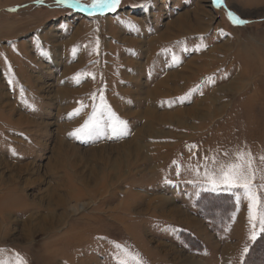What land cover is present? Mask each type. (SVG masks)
<instances>
[{"label": "rangeland", "instance_id": "rangeland-1", "mask_svg": "<svg viewBox=\"0 0 264 264\" xmlns=\"http://www.w3.org/2000/svg\"><path fill=\"white\" fill-rule=\"evenodd\" d=\"M181 19L193 31L177 30ZM191 59L185 75L204 60L216 64L174 82L177 91L149 93ZM243 71L249 90L239 84ZM94 109L103 127L69 135ZM24 113L29 121L16 122ZM116 118L128 122L127 134H113ZM138 129L143 150L114 169ZM240 151L255 157L264 212V0H120L93 15L57 0H0V212L9 213L0 215V264H136L134 254L143 264L225 263L264 236L258 220L249 223L244 190L214 188L205 175ZM58 154L69 155L56 165ZM54 193L76 210L57 232L27 238L29 214L49 205L63 212ZM247 264H264V238Z\"/></svg>", "mask_w": 264, "mask_h": 264}, {"label": "snow or ice", "instance_id": "snow-or-ice-1", "mask_svg": "<svg viewBox=\"0 0 264 264\" xmlns=\"http://www.w3.org/2000/svg\"><path fill=\"white\" fill-rule=\"evenodd\" d=\"M58 3L68 5L73 8L80 9L89 15L96 13L105 14L108 11H115L120 4V0H91V3H82V0H57ZM234 23L243 24L246 21L240 19L234 13H230ZM98 49V45H97ZM75 114H79V110H74ZM104 124V112L102 109H94L88 120L75 129L69 135L77 136V138H84L90 136L93 132L99 130ZM128 122L122 119H113L111 124V130L113 134H127ZM264 160V157L260 158ZM255 157L250 151H240L236 153V158L233 161L220 165L219 171L213 169L211 172H206L207 182L214 188H242L251 201L249 205L250 218L253 221L259 222L260 229L264 232V212L259 211L258 196L255 192L256 185L254 183L256 179ZM253 207L257 208V212L253 213ZM255 228V223L253 224ZM120 247V245H117ZM19 257V254H17ZM133 258L136 264H143L142 259L139 258V254H134ZM17 264H27L22 258H18ZM121 264H127L126 261H121Z\"/></svg>", "mask_w": 264, "mask_h": 264}, {"label": "bare ground", "instance_id": "bare-ground-1", "mask_svg": "<svg viewBox=\"0 0 264 264\" xmlns=\"http://www.w3.org/2000/svg\"><path fill=\"white\" fill-rule=\"evenodd\" d=\"M185 15V14H184ZM189 16V15H188ZM202 18H201V16H196V24H197V30H203L202 29V23H203V21L201 20ZM190 21V20H189ZM174 23H176V25H177V30H179V31H182V32H191V31H193L192 29L190 30L189 29V25L187 24V22L184 20V19H181V20H179V21H176V22H174ZM193 23V22H192ZM195 27V26H194ZM193 27V28H194ZM191 28V27H190ZM196 29H194V31L196 30ZM166 35V34H165ZM164 34H160V35H158V38H160V39H166V40H172L173 39V35L172 34H168V35H166L165 36ZM215 48V47H214ZM155 49V48H154ZM153 51V50H152ZM213 52V51H212ZM195 60H189V61H187V63H186V65H184L183 67H181L180 69H178L177 71H174V72H166L164 75H163V77H161V79H159L155 84H154V86H153V88H151L150 90H149V93H151V94H160V93H164V95H167L168 93H170V92H173V91H177L179 88H180V85H176V84H178L179 83V81H182V82H184V83H189V82H192V80H193V76H195L196 74H198V73H201V72H206V70L210 67V66H213V65H215L216 64V62H213V61H211V62H208V61H206V60H204L203 62L205 63V65H203V64H200L199 66H197V65H195L196 67L194 68V70L193 71H189V72H191V74H189V75H185V73H187L186 72V70H188V68L190 67V65L194 62ZM248 77H252L251 76V73L249 74V76H248V73L247 72H245V71H243L242 73H241V77H240V80H239V84H240V86L242 87V88H244V89H246V90H249V89H247V88H250L251 87V85L249 86V87H247V88H245V83H246V81H247V78ZM177 81V82H176ZM176 83L175 85L173 84V83ZM181 82V83H182ZM252 90H255V88L254 89H252ZM59 94L60 95H62V94H67V92L65 91V90H60L59 91ZM256 95H257V93H254V94H252V96L250 97V100L251 101H255L256 100ZM13 108V107H12ZM192 109V108H191ZM191 109H189V110H187L186 109V111H185V109H180V110H178V112H179V115H181L180 113H183V112H186V113H189V114H193L192 113V110H195V107H193V109L191 110ZM13 111L14 110H16V108H13L12 109ZM218 109H216L215 110V112L217 111ZM177 112V113H178ZM214 112V113H215ZM152 110L150 111V110H148V112L146 113V115H148V117L149 118H156V117H154V115H152ZM176 113V114H177ZM156 114V113H155ZM163 115V114H162ZM175 114H173V113H169V114H165V115H163L162 117H160V119L159 120H167V119H172V118H174L175 116H174ZM158 116V115H157ZM161 116V115H160ZM147 117V116H146ZM159 117V116H158ZM176 117H178V116H176ZM148 118V119H149ZM29 119H30V117L29 116H27V114L25 115V113L24 114H19V117L16 119V122H28L29 121ZM179 119V118H178ZM153 127V125L152 124H148V125H146L145 126V131L147 132V133H152V128ZM144 131V132H145ZM143 133V129H138L137 130V134H136V136L134 137V139L133 140H130L129 141V143L131 142V141H133V143H134V145H133V147H128V149L129 150H127V152H128V154H125V149L123 150V152H122V154L120 153V156L119 157H115L114 159H113V168L115 169V168H118L120 165H121V163L123 164V161H122V158H127V157H132L133 155L134 156H138V154H133L134 152L135 153H137L138 151H142L143 150V146L144 145H142V144H140L139 142H140V138H141V134ZM124 142V141H123ZM126 144V143H125ZM132 144V143H131ZM59 145H60V149L62 148V145L64 146V144L60 141L59 142ZM115 145V144H114ZM124 146H126V145H124ZM123 147V146H122ZM64 148V147H63ZM124 148V147H123ZM126 148V147H125ZM133 148H134V150H133ZM62 150V149H61ZM60 151V150H59ZM62 151H60L59 153H61ZM124 153V154H123ZM69 154H67V156H68ZM56 156V155H55ZM66 156V154L64 155V154H58V159L56 160V165H59V164H61V162H62V160H63V157L65 158V157H67ZM53 157V156H52ZM61 160V161H60ZM2 161V160H1ZM83 181V183H88V181L87 180H85V179H83L82 180ZM55 184V183H54ZM52 186V189H56V188H58L57 187V184H55V185H51ZM57 190V189H56ZM54 191V190H53ZM68 193H70V192H68ZM81 194V193H80ZM79 195V193H77V195H75V196H78ZM54 197L55 198V200H56V205L55 206H63L64 208H63V212L62 213H55L53 210L55 209L54 207H52L53 205H49L47 208H48V210H47V214H45V215H43V214H29L27 217H26V220H24V223H23V230L25 231V232H27V234H26V237L27 238H30V237H32L33 236V234H34V232H36V231H42V232H57L58 231V229L60 228V225L63 223V221H64V219L67 217V216H69L70 215V213H71V211H74V210H76V208L75 207H73V208H68V206H67V198H65L66 196H62V195H57V194H55L54 193V195L53 194H51L50 195V197ZM68 198H70V197H68ZM73 209V210H72ZM9 214V213H8ZM7 214V212L5 213V212H0V215L1 216H3L4 217V215H8ZM43 215V216H42ZM38 217V218H40L39 220H38V222H34V221H32V219H33V217ZM75 228H76V230H77V226H75ZM71 230H75L74 229V227L71 229Z\"/></svg>", "mask_w": 264, "mask_h": 264}, {"label": "crops", "instance_id": "crops-1", "mask_svg": "<svg viewBox=\"0 0 264 264\" xmlns=\"http://www.w3.org/2000/svg\"><path fill=\"white\" fill-rule=\"evenodd\" d=\"M252 222H256V221H251L249 223H252ZM254 234L251 235V241L252 240H255V238L260 234V230H257L255 232H253ZM252 244V242H251ZM251 249V246L249 245V247H245V249H241V250H238L236 251L234 254H230L229 256H227L224 260H226V262L224 264H244L245 262V259L249 253ZM239 252V253H238ZM221 263V264H223Z\"/></svg>", "mask_w": 264, "mask_h": 264}, {"label": "trees", "instance_id": "trees-1", "mask_svg": "<svg viewBox=\"0 0 264 264\" xmlns=\"http://www.w3.org/2000/svg\"><path fill=\"white\" fill-rule=\"evenodd\" d=\"M261 238H264V236H263V235L260 236V237L256 240V242L253 244V246L251 247V249H250V251H249V253H248V255H247L246 259H245L244 264H247V261H248L250 255H251L252 252H253V249L256 247L257 242H259Z\"/></svg>", "mask_w": 264, "mask_h": 264}]
</instances>
